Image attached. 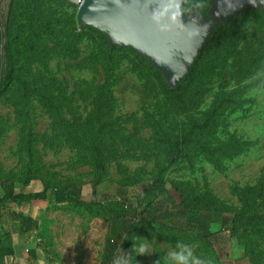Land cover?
Returning a JSON list of instances; mask_svg holds the SVG:
<instances>
[{"label": "rangeland", "instance_id": "374dc122", "mask_svg": "<svg viewBox=\"0 0 264 264\" xmlns=\"http://www.w3.org/2000/svg\"><path fill=\"white\" fill-rule=\"evenodd\" d=\"M214 1L179 6V19L193 16L211 27L174 87L147 57L79 25L71 0L0 1L10 61L1 82L0 179L23 195L49 188L38 202L45 206L39 222L51 223L48 215L57 212L58 224L105 231L98 207L57 204L49 192L79 186L89 201L130 193L162 171L171 205L236 217L234 232L206 243L134 222L120 244L131 264H168L181 244L203 264H264V4L213 21ZM232 16L234 27L206 44ZM30 202L7 201L5 209L24 214ZM2 219L8 217H0V237Z\"/></svg>", "mask_w": 264, "mask_h": 264}, {"label": "trees", "instance_id": "16d2710c", "mask_svg": "<svg viewBox=\"0 0 264 264\" xmlns=\"http://www.w3.org/2000/svg\"><path fill=\"white\" fill-rule=\"evenodd\" d=\"M235 19L236 17L232 16L227 21L215 26L206 44L218 32L230 31L235 25ZM8 58L9 45L5 41L4 27L0 23V62H2L3 68L10 62ZM7 79L10 80L11 77ZM5 87L6 85L1 84L0 94L5 90ZM181 143L182 140L175 142L169 164H172V161H176ZM0 190L2 192L0 196V217L7 216L9 221L19 225L21 233L29 237L39 228L38 221L21 213L6 210L5 202L45 200L49 188L44 187L40 192L23 195L16 192L13 185L0 179ZM165 191L161 171L153 181L138 186L130 193L119 189L115 194L101 197L92 196L89 201H84L81 197L82 189L79 186H64L61 189L53 188L49 195L51 200L57 204L71 202L87 210L92 207H98L105 213L108 219V228L102 264L132 263L128 252L126 249H122L120 244L134 222H155L170 231H179L205 239L206 243L224 232H234L236 217H227L225 213L215 211V209L205 210L181 204L173 206L166 200ZM217 223H219V229L218 231H213L212 225ZM41 246L43 251L48 254L47 245ZM10 255H13L11 249L0 247V264H4V258ZM32 255L34 256V252H31Z\"/></svg>", "mask_w": 264, "mask_h": 264}, {"label": "water", "instance_id": "95a60500", "mask_svg": "<svg viewBox=\"0 0 264 264\" xmlns=\"http://www.w3.org/2000/svg\"><path fill=\"white\" fill-rule=\"evenodd\" d=\"M78 7L77 22L103 32L110 44L127 46L147 57L170 86L188 72L201 48L210 23L193 16L178 18L182 0H71ZM249 4L264 0H215L213 21ZM3 64L0 62V86Z\"/></svg>", "mask_w": 264, "mask_h": 264}, {"label": "crops", "instance_id": "0c3cea01", "mask_svg": "<svg viewBox=\"0 0 264 264\" xmlns=\"http://www.w3.org/2000/svg\"><path fill=\"white\" fill-rule=\"evenodd\" d=\"M39 201L43 200H32L27 211L23 212V215L38 221L39 228L29 237L20 232L17 223L2 219L4 234L0 237V247L13 251V255L6 256L3 263L102 264L107 229L97 232L92 225L58 224L57 212L47 213L51 223L43 225L39 219L45 206L39 205ZM44 244L48 254L43 251L41 245Z\"/></svg>", "mask_w": 264, "mask_h": 264}, {"label": "clouds", "instance_id": "9594fccd", "mask_svg": "<svg viewBox=\"0 0 264 264\" xmlns=\"http://www.w3.org/2000/svg\"><path fill=\"white\" fill-rule=\"evenodd\" d=\"M179 251L169 254L168 264H203L199 258L193 255L188 245H178Z\"/></svg>", "mask_w": 264, "mask_h": 264}, {"label": "built area", "instance_id": "2783aa9c", "mask_svg": "<svg viewBox=\"0 0 264 264\" xmlns=\"http://www.w3.org/2000/svg\"><path fill=\"white\" fill-rule=\"evenodd\" d=\"M7 264H11V263H7Z\"/></svg>", "mask_w": 264, "mask_h": 264}]
</instances>
